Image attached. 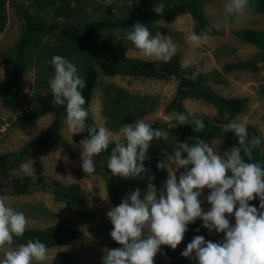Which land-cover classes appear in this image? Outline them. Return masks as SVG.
<instances>
[{"label": "rangeland", "instance_id": "1", "mask_svg": "<svg viewBox=\"0 0 264 264\" xmlns=\"http://www.w3.org/2000/svg\"><path fill=\"white\" fill-rule=\"evenodd\" d=\"M52 1L51 4H48L47 0H7V21L0 33V155L20 150L51 121V115L35 117L30 114L29 100L32 93L41 89L39 87L43 84L45 87H49L48 81L54 75V73H47V60L46 56H43V51L47 52L45 44H51L48 41L55 42L54 39L33 38L21 59L23 71L16 80L14 89L10 93H7L6 90L15 70V46L24 34L23 22L16 9L17 6L23 5L28 11H36L38 14L53 18L60 2L59 0ZM142 2L152 5L156 3L170 5L174 0H91L87 6H80L84 14L77 9L69 14L65 8L62 15L56 14V19H67L68 14L71 19L81 18V15H85L84 19L88 15L93 16L91 19L100 15H124L139 7ZM225 2L226 0H203L201 2L202 13L212 27L211 29L216 33L211 34V38L201 43L199 47L187 41V36L195 28L193 17L188 12L178 16L172 23L159 21L147 24V26L153 34L160 31L171 36L177 45L176 54L172 59H176L180 63L187 75L196 71V65L188 63L195 61L200 69V79L216 95L243 99L245 104L240 112L229 115L214 103L199 98L183 100L182 112L169 110L168 106L176 95V84L173 79L160 75L155 77L152 74L141 76L122 73L107 76L99 72L97 85L87 108L93 124L103 125L117 137L122 138L121 129L123 126L111 127L103 111L106 99L105 91L108 89L114 91L118 88L124 90L130 97L126 100V110H123L120 105L113 106L112 113H127L129 119L133 120L131 123L143 118L151 125H156L159 130L167 134L168 145L173 142L168 136L169 129L178 126L174 119L176 113H194L196 117H205L220 124L225 121L229 123L234 119L243 121L247 126H254L264 140V65H260L258 70L249 67L231 68L232 64L250 61L260 51L257 46L240 40L233 32L242 29L264 32V14L250 10L247 16L239 22L231 19L225 20L223 18ZM70 5L73 6L74 3L71 2ZM124 30L126 29H121L119 32L117 30L100 32L98 40L103 46L97 49V55L99 57L109 56L113 60L116 53H122L132 60L152 61L142 57L131 42L126 39H117ZM67 50L66 58L76 64L78 70L81 71V63L78 58L76 59L75 51ZM139 114L142 116L138 117ZM192 118L189 117L190 120ZM84 138H86L84 133L72 135L64 120L56 142L35 151L33 155L25 158L11 170V174L24 176L20 171V166L31 159L34 161L35 176L45 175L63 184L78 183L81 187L86 210L82 215L72 211L64 202L57 201L47 191H37L22 196L5 195L9 198L8 203L17 211L25 214L30 229H44L50 225L64 222L76 230L78 236L74 241L61 247L49 249L48 263L100 264L104 256V249L113 241L110 236L113 226L107 217V212L112 207L118 206L127 195L134 191L130 184H122V192L115 200L108 192L106 181L101 174L94 172L89 175L82 170L80 141ZM205 141L215 146L221 154L228 148L219 139ZM175 146L176 144L171 145L172 152L171 154L167 153L165 161L168 156L172 155ZM148 157L149 159L144 161V165L150 171L144 174L143 179L149 181L148 177L154 176L159 191L163 189L167 179V169H157V163L162 161L155 164L151 161L149 154ZM207 194L208 190L205 189L204 195ZM250 205L259 206V199L251 201ZM202 206L205 211L210 208L206 200ZM228 218L232 224L235 223L234 216ZM197 228L200 229L199 232L196 231ZM197 228L194 231L186 232L183 241L175 249V256L158 253L154 258V264H174L184 258L181 256V252L186 249L187 244L196 235H203L206 241L216 242L223 239V233L215 231L210 233L208 229L204 228L202 220H199ZM2 258L3 254L0 252V259ZM191 260L197 264L194 258Z\"/></svg>", "mask_w": 264, "mask_h": 264}, {"label": "clouds", "instance_id": "2", "mask_svg": "<svg viewBox=\"0 0 264 264\" xmlns=\"http://www.w3.org/2000/svg\"><path fill=\"white\" fill-rule=\"evenodd\" d=\"M251 7V0H226L223 18L239 22ZM153 12L162 15L164 4H156ZM210 33V28L200 33L193 31L187 41L199 47L211 38ZM117 39H126L142 57L157 63L170 62L177 51L171 36L160 31L153 34L140 22L124 30ZM188 63L196 65V71L186 78L195 79L199 66L195 61ZM51 65L54 75L48 83L53 104L65 107V124L72 135L88 133L80 141L82 170L89 175L94 173L95 158L110 149L106 166L112 175L143 179L150 171L144 161L149 159L152 141L166 139L167 134L143 118L125 124L121 129L122 138L103 125L89 124L82 91L87 86L86 79L66 57L54 55ZM174 119L180 126L193 124L194 131L205 128L203 120L194 113H176ZM221 130L233 132L237 143L221 154L201 138L192 143L177 142L167 161L156 165L157 169H167L163 189L158 191L152 183L154 176H150L143 194L136 188L107 212L113 226L110 236L119 247L104 249L102 264H154L162 246L175 250L183 241L188 225L197 219L203 221V227L210 233H223V239L206 241L203 235H196L181 256L194 258L197 264H264V162L246 160L254 149L264 151L261 148L264 140L255 134L250 136L247 124L235 119L221 125ZM33 163L31 159L24 162L20 171L25 176H35ZM257 198L259 208L250 205ZM8 199L0 195V252L3 254L0 264H46L49 249L38 238L15 243L28 230V219ZM205 200L210 205L207 211L202 206ZM229 216H234V224Z\"/></svg>", "mask_w": 264, "mask_h": 264}, {"label": "trees", "instance_id": "3", "mask_svg": "<svg viewBox=\"0 0 264 264\" xmlns=\"http://www.w3.org/2000/svg\"><path fill=\"white\" fill-rule=\"evenodd\" d=\"M48 4H51L52 0H47ZM91 0H59L60 5L57 7L53 18L41 15L40 13L28 11L23 5H18L17 10L19 16L23 22L24 34L15 46L14 54L16 56L14 60V72L13 76L7 86V93H10L16 84L20 73L23 71L21 59L26 53V50L33 38L36 37H48L54 39L55 42L48 41L51 44H45L46 51H43V56H46L47 60V73H54V68L51 65V59L54 55H61L66 57V50H74L76 59L78 58L81 63L80 75L86 79L87 86L82 90L83 95L86 98L85 107L91 102L94 89L97 85L99 72H102L107 76H114L117 74L126 73L128 75H147L152 74L155 77L166 76L176 84V95L173 101L169 104V110H177L182 112V102L187 98H199L210 101L217 105L223 112L231 115L240 112L245 104V101L241 98H228L216 95L213 90L207 87L202 79L201 75H198L195 79H187V75L180 63L176 59H171L168 63H157L154 61H140L132 60L125 57L122 53H116L113 60L108 56L97 55V49L102 48L103 44L98 39V34L104 30H121L128 29L135 23L140 22L145 25L162 21L164 23H172L178 16L188 12L192 15L195 22L194 31L200 33L202 29L212 28L202 13L201 2L203 0H174L170 5H164V12L162 15H157L153 12V8L156 4L142 2L139 7L134 8L131 12L124 15H106L99 17H93L92 15H81V18L71 19L69 14L74 10H81L80 6H87ZM94 1V0H93ZM73 2L74 5H70ZM169 3V2H167ZM252 7L250 10L264 14V0H251ZM6 4L7 0H0V33L5 27L7 21L6 16ZM92 5V3L90 2ZM67 8V19H56V14H61L64 9ZM97 9V8H96ZM58 18V16H57ZM215 34L216 31L211 29V34ZM240 40L249 42L259 48V53L254 56L250 61L232 64L231 68H243L249 67L253 70H258L260 65H264V32L242 29L233 32ZM66 49V50H65ZM69 51V50H67ZM45 52V55H44ZM78 56V57H77ZM179 81V83H177ZM34 91L29 100V113L35 117H41L45 115H51L50 123L40 132L35 134L26 145L18 151L8 152L0 155V195L6 194L22 196L37 191H47L57 201L64 202L72 211L78 214H84L86 212L84 206V200L81 193V187L78 183L63 184L60 181L45 175L38 176H22L11 174V170L25 158L33 155L35 151L45 147L46 145L56 142L59 137L60 128L65 118V107L56 106L53 104V96L50 87H45L44 84ZM114 93V94H113ZM113 94V95H112ZM106 99L103 104V111L108 123L111 127L118 128L131 122L127 113L122 112L112 113L113 106H122L123 110H126L127 98L130 97L124 90L116 89L105 91ZM142 115L139 114L138 117ZM201 118L205 124V128L202 131H194L195 126L178 125L177 127L170 128L168 136L173 140L171 145L177 144V142H195L196 138L204 140H221L228 148L237 143V138L233 132L227 133L221 130V125L227 124L218 123L216 121H210L205 117ZM88 123L93 124L92 120L88 118ZM153 128L158 129L156 125H152ZM250 136L255 134L259 137L260 134L254 126H248ZM87 137L88 133L84 132ZM262 138V137H261ZM171 145H168L166 139L163 137L159 140L154 139L152 145L148 150V154L153 163L163 161L172 152ZM263 149V144L261 146ZM110 155L109 151L102 152L96 160V171L101 174L107 184V190L111 197L115 200L118 199L122 192L121 185L128 183L135 190L139 188L143 194L149 181L145 179H133V178H121L119 176L112 175L107 168V158ZM246 160L251 162H264V153L261 149H254L251 153V157H246ZM179 175V174H178ZM166 177V175H164ZM152 183L155 184L154 179ZM119 193V194H118ZM208 204V203H207ZM259 208V206H257ZM199 223V219L195 223L188 225V231H194ZM76 230L68 223H58L50 225L44 229H30L25 232L22 238H16L15 243H26L28 239L38 238L41 242L48 246V249L61 247L67 243L74 241L77 238ZM119 245L112 241L107 248H117ZM162 254L168 256H175L176 250H172L169 246H162ZM46 264H52L46 262ZM102 264V261L101 263ZM174 264H194L189 258H181Z\"/></svg>", "mask_w": 264, "mask_h": 264}]
</instances>
